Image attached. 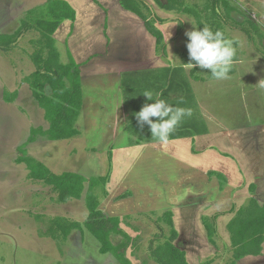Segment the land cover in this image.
<instances>
[{"label":"rangeland","instance_id":"obj_1","mask_svg":"<svg viewBox=\"0 0 264 264\" xmlns=\"http://www.w3.org/2000/svg\"><path fill=\"white\" fill-rule=\"evenodd\" d=\"M44 1L29 0L27 4L21 6L15 4L14 6L17 7L11 11H6L3 6H0V35L12 34L23 21H26L29 26L23 30L16 43L8 50L0 47V264H120L111 253L99 251V242L85 227L82 231L73 229L66 240L49 235L51 218L64 217L83 223L87 216L84 197L63 204L58 203L55 192L39 181L28 179L25 165L15 162L20 155L19 147L28 138L30 128L47 126L43 110L37 105L28 84L24 81V78L36 68L33 63V54L39 50L37 41L40 40L39 31L35 28V20L40 15L38 11L34 14L27 12V9L29 7L42 9L45 7ZM204 3L205 1L202 0L201 4ZM239 3L235 2V6L240 15L237 14L234 20L231 17L228 23L227 20L223 23V16L220 15L222 11L219 8L218 17L220 18L214 16V21L221 26V29L224 28L225 23L235 29L229 30L227 36L236 38L240 42L239 48L245 53L241 59L242 64L239 66L240 71L254 70L249 75L247 83L256 90L260 100L259 107L253 114L248 112L249 116L245 117L244 121L262 122L264 119V86H262L264 85V48L262 47L264 3L251 0L247 3ZM243 7H247L245 11ZM22 8L25 9L22 11ZM251 13L256 14L257 18H254ZM148 17L151 22H154L150 9ZM235 21L242 23L236 24ZM255 25L259 31H255ZM244 28L249 35L240 31ZM186 31L189 30L180 33V46H186ZM67 42V39L55 41L59 60L64 64L69 60ZM181 60L176 56L175 64ZM178 67L182 66H172L171 69ZM191 70L193 69H188V72ZM147 75H149L148 72L136 75L139 77L125 75L123 84L128 87L126 90H121L118 82L115 86V81L104 82L102 85L95 84L92 87L87 80L82 79L83 103L87 101L88 105L85 108L83 106L77 120L79 134L64 141H50L44 136H37L36 141L25 147L26 153L28 156L45 161L44 163L54 172L72 170L83 175L87 180L92 176L107 173L108 183L105 189L108 195L102 201L100 208L106 214L120 216L122 219L120 229L127 234V238L125 239L122 234H113L111 241L115 245L130 241L125 248V255L131 264H156L149 257L150 240L156 239L157 236L162 238L161 230L166 234L168 232L164 221L157 218L167 210L168 206V209L170 206L173 207L170 210L174 215L177 213L175 204L181 205V202L185 199L187 201L192 195L202 196L201 201H198L199 204L195 206V213L193 214L192 211L194 223L183 217L174 218L177 230L179 228L181 231L176 243L186 250L190 263L196 264L210 260V264H226L233 253L226 235V219L219 221L217 219L219 228L215 225L217 232L215 246L208 241L200 219L201 216L214 219L213 215H224L231 206L242 205L248 194L240 190L247 187L248 180L239 179L240 184L236 182L232 186L231 180L225 175L227 182L223 187L230 185V190L229 193L221 192L217 178L206 175L205 172L208 169L204 168L199 174L200 179L199 177L193 180L183 179L180 183L182 190L179 191L178 183L181 181L182 174L178 175L179 167L176 157L184 158L182 157L184 155L186 159H190L191 155L189 147L186 148L183 144L185 140L174 141L170 146H165V149L169 151V155L165 158L161 157V154L157 156L156 152L154 156H151L150 152L142 149L139 152L127 154L126 163L122 155L126 152L122 149H125L130 142L138 138H153L150 130L145 126L138 127L137 120L136 123L132 120L133 125L130 126L122 122L120 116L117 117L125 110L132 114L133 111L139 110L135 109L138 103L140 104L142 100L148 101L143 95L144 91H150L145 80ZM136 78H139V81H135ZM188 83H178L176 88L181 92L184 86H193ZM214 86L207 82L197 85L198 99L204 106L210 103L209 106L215 113L220 112L218 119L229 122L227 126H232L234 123L231 121H236L240 116L244 117L240 104L236 96L225 95L227 87L225 83ZM202 87L205 89V94ZM17 90L18 94L14 101L6 102L4 92L12 94L17 93ZM47 90L50 93L49 88ZM205 97H208L207 101ZM98 103L101 107L97 106ZM194 106L191 105V107ZM128 118L132 119L133 116L130 115ZM211 127H214L213 124ZM181 146L183 148H180ZM112 149L119 150L117 153L120 155L116 165L113 164L115 171L111 178L109 173L112 172V163L110 169L108 154ZM234 161L238 162L237 158ZM126 166L131 168L127 170V173ZM239 170L241 173L240 167ZM145 172L149 173L148 176ZM120 177L124 181H132L140 188V191H135L134 198L130 187L118 184ZM163 182L165 185L162 184ZM127 191L131 194L126 198L127 200L118 198ZM97 192L100 194L99 188ZM148 196L154 200L150 206L145 199ZM154 196L155 199H153ZM102 199L100 196L99 200ZM162 200L167 203L163 205ZM181 214L184 215L183 211ZM126 216L128 217L125 218Z\"/></svg>","mask_w":264,"mask_h":264},{"label":"crops","instance_id":"obj_2","mask_svg":"<svg viewBox=\"0 0 264 264\" xmlns=\"http://www.w3.org/2000/svg\"><path fill=\"white\" fill-rule=\"evenodd\" d=\"M28 1L29 0H0V6H3L6 11H11L14 7H17L14 6L15 4L21 6L22 4H27ZM48 1L49 0H45L43 4H47ZM64 1L70 4V6L74 9L75 19L74 21L68 19L63 20L54 32L53 37L55 41H62L65 39L68 40L67 43L69 47V55L79 65L80 82L82 79L87 80V83L89 82L90 85L94 87L95 84L102 85L104 82L111 83L115 81V86L118 82V84L121 86V90H126L128 87L124 86L123 84L125 75L139 77L136 75H142V73L148 72L149 75L146 76L147 78H145V80L149 86L148 89L153 93L154 99L159 97L165 99L174 107H184L190 108L192 110V114L190 116L184 117L175 129L183 130L186 124L188 125L189 123L193 122L196 129L190 127L192 131L191 135L168 139L166 142H159L154 138L143 139L140 141V143L130 142L125 149H122L126 151L122 154L123 157H125V162L126 160L128 161L127 154L139 152L142 149H145L146 152H150L151 156H154L156 152L157 156L161 154V157L165 158L169 155V151L165 149V146H170L171 142L174 141L185 140L186 142L183 144L186 148L189 147V153L191 155L189 156L190 159H186L184 155L182 156L184 158L176 157L178 161L176 163L179 167L178 175L179 173L180 175L182 174L181 181L178 183L180 186V189L178 186L179 191L182 190L180 183L183 179L193 180L197 177L200 179L199 174H201V171L204 168L208 169L205 172L206 175H208V172L210 171L223 174L224 178H226L225 183L227 182L228 177V179L231 180L232 186L236 182L240 184L239 179L248 180L249 184L247 187L240 190L241 192L248 194V197L245 196L242 205L231 206L224 215H213L215 216V225L218 228V221L220 219H226L225 229L227 233H225L231 246L230 234L226 228L229 220L233 218L235 213L240 208H248L250 206L251 199H254L260 208L264 207V119L262 122L256 123H249L247 120L244 121V118L249 116L248 112L253 114V112L259 107L258 101L260 100L257 92L250 84L247 83L249 75H251L254 70L246 69L243 72L240 71L241 67L239 66L242 64L241 59L245 56V53L239 48V42L236 45V57L234 59L232 71L230 72L228 79L214 80L211 78L210 74L206 72V70H202L199 67H194L193 70L188 72L189 68L187 67L186 63L189 62V56L186 46H180L181 43L179 44V36L182 31L192 30L193 25H195L197 29H202L204 24H207L213 30H223L227 36L229 30H235L227 23L231 20V17L233 19L237 14L240 15V13H237L235 2L247 3L250 0H203L205 1V5L201 4L202 0H182L183 5H178L174 8V10H166L161 8L155 3L154 0H137L138 2H142L146 5V8L140 7V11L148 19H150L148 17V12L150 9V13L154 17L153 25L155 28L161 31L163 36V50L158 49L156 38L147 30L143 19L135 12L124 8L121 5L120 0ZM159 1L162 5H165L168 2V0ZM251 1L264 3V0ZM213 4H215V13L217 14L215 17H218L220 8L222 11L220 12V15L223 16V23L227 20V23L223 25L224 28L222 29L221 26L214 21V15L211 14L213 10ZM199 5H201V7H198ZM225 6H230L232 9H234L227 13ZM246 8H244V11ZM24 9L25 8H22V11ZM34 9L36 8L29 7L27 12ZM251 14L254 18H257L256 14ZM235 23L241 24L242 22L235 21ZM246 30L247 29L244 28V30L240 31L249 35V32H246ZM255 31H259L258 28ZM263 36L264 33L262 35V47L264 48ZM176 56L179 59H182L178 64H175L174 61ZM178 65L182 67H178L177 69L173 70L171 69L172 66ZM138 79L139 78H136L135 81H139ZM205 82L208 84H214V87L221 83H225L227 86L225 95L236 96L238 103L240 104V110L244 113V117L240 116L236 121H231V123H234L232 126H227L229 122H222L220 119H218L220 112L215 113L209 106L210 103L207 106H204V104L202 105V101L198 99L196 87L197 85H201ZM178 83H191L193 86H191L192 88L190 85L184 86V88H181V92H179L176 88V84ZM47 88L49 87H45V92L47 95H49L51 90L49 88L50 93H48ZM202 90L205 94V89L203 87ZM205 98L207 101L208 97ZM152 102L153 101L151 100H142L140 104L138 103L135 109L140 110L144 103ZM128 104L130 103L128 102ZM87 105L88 102L86 101L83 103L82 97V108L83 106L85 108ZM191 105L195 106L191 107ZM215 105L217 106L216 103ZM97 106L101 107L99 103ZM139 110L133 111L132 114L125 110L122 115H117V117L120 116L122 122H125L131 126L133 125L132 120H135L136 123L134 113L138 112ZM130 115L133 116L132 119L128 118ZM77 124L78 121H76V128L78 129ZM211 124H213V128L211 127ZM43 128H47V126ZM147 129L150 130L149 126ZM36 140L37 138L35 141ZM180 148L183 147L181 146ZM177 150L179 151V148ZM117 151L112 149L110 151L111 158H108L110 169L112 163V172L109 173V177L111 178L113 177V173L115 171L113 164L116 165L120 155L117 153ZM165 153H167V155H165ZM236 158L238 162L234 161ZM35 159L42 163L45 162L38 158ZM236 163H238V165H236ZM239 167L242 170V174L240 173ZM125 168L126 170H124L126 173L127 170L129 171L131 169L128 166ZM63 171L74 172L72 170ZM145 174L148 176L149 173L145 172ZM225 175H227V177ZM118 184L130 187L134 193L133 198L135 196V191H140V188L135 186L132 181H124L121 177L118 180ZM162 184L165 185L164 182ZM229 186L220 188L219 190L221 192H228L230 190ZM201 197L202 196L192 195L187 201L185 199V201L181 202V205L175 204L174 208H176L177 213H174L173 218L178 219V217H183L194 223L195 218H192L194 217V215L192 216V211L194 214L196 211L195 206L199 204L198 201H201ZM145 199L148 206H150L154 201L150 199L149 196ZM153 199H155V196ZM168 199H170V196ZM165 200H162L163 205L167 203ZM170 202L171 199L169 203ZM168 207H166L167 210L173 208L170 206V209H168ZM181 210L183 211L184 215L181 214ZM180 232L181 231H179L178 228V239L180 238ZM178 239L176 241H178ZM185 253L188 263L195 264L189 262L188 253L186 250ZM234 264H264V240L261 243V251L259 254H247L238 259Z\"/></svg>","mask_w":264,"mask_h":264},{"label":"trees","instance_id":"obj_3","mask_svg":"<svg viewBox=\"0 0 264 264\" xmlns=\"http://www.w3.org/2000/svg\"><path fill=\"white\" fill-rule=\"evenodd\" d=\"M155 3L166 10H174L175 7L182 6V0H168L167 4L162 5L159 0ZM121 5L138 14L144 21L147 30L156 38L157 47L164 49L163 36L159 29L155 28L153 22L145 17L140 7L146 8V5L137 0H120ZM175 4V5H173ZM212 13H215V4L212 5ZM225 9L230 12L232 7ZM38 11L40 17L35 20V28L39 31L40 40L39 50L33 54V63L35 70L24 78L28 84L32 97L36 100L37 105L43 110L44 119L47 121V128L40 126L31 127L29 136L25 143L19 147V156L15 159L18 164H24L27 169V177L32 181H39L48 186L56 193V201L58 203H66L70 200H79L84 197V204L87 210V216L82 224L64 217L51 218L49 235L52 237L66 240L73 229L82 231L85 227L99 242V251L101 253H111L120 264H131L125 255V248L128 241L121 242L117 245L111 241L113 234H122L125 239L127 234L120 229L121 218L106 214L101 210L100 205L107 197L108 192L105 189L108 183V176H92L87 180L83 175L63 171L61 173L52 172L44 163L36 160L34 157L28 156L25 147L33 143L37 136H44L48 140H65L79 134L76 128V121L82 108V88L80 82L79 65L69 55L66 64L61 63L59 55L55 47L54 32L65 20L74 21L75 11L64 0H49L44 8L31 10L30 13ZM26 21L15 30L12 34L0 35V47L8 50L11 45L16 43L18 37L21 36L23 30L28 28ZM32 27V26H31ZM254 28H256L254 26ZM51 90L49 95L45 92V87ZM17 96L16 92L9 94L4 92L6 102H12ZM148 126L145 125V128ZM195 128L193 122L186 124L183 130H174L169 139L178 138L185 135H191V128ZM197 131V130H196ZM142 138L134 140L140 143ZM109 159L111 152H109ZM208 175L216 176L220 188L225 184L224 175L218 172L210 171ZM100 189V194L97 190ZM253 189V187H252ZM102 200H99V197ZM130 192H124L118 198L130 197ZM126 216L125 218H127ZM162 220L168 227L167 234L161 230L159 238L150 240L149 257L156 264H189L186 259L185 250L180 248L176 243L178 239V230L174 223L172 210H167L157 218ZM202 226L207 233V239L212 245H216V227L214 219L201 217ZM231 241L232 257L226 264H234L238 259L247 254H259L261 251V243L264 240V207H259L254 199L250 200L248 208H240L226 226ZM210 260L197 264H210Z\"/></svg>","mask_w":264,"mask_h":264},{"label":"clouds","instance_id":"obj_4","mask_svg":"<svg viewBox=\"0 0 264 264\" xmlns=\"http://www.w3.org/2000/svg\"><path fill=\"white\" fill-rule=\"evenodd\" d=\"M185 35L189 56L187 67L206 70L214 80L228 79L239 41L226 36L223 30H213L207 24H204L202 29L193 25L192 30L186 31ZM143 95L153 102L144 103L140 110L134 113L138 127L148 125L151 136L159 142H166L182 119L192 114L190 108L174 107L159 97L154 99L151 91L146 90Z\"/></svg>","mask_w":264,"mask_h":264}]
</instances>
